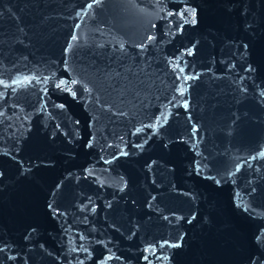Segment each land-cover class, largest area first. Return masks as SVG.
I'll return each instance as SVG.
<instances>
[{
    "label": "water",
    "instance_id": "95a60500",
    "mask_svg": "<svg viewBox=\"0 0 264 264\" xmlns=\"http://www.w3.org/2000/svg\"><path fill=\"white\" fill-rule=\"evenodd\" d=\"M0 264H264V0H0Z\"/></svg>",
    "mask_w": 264,
    "mask_h": 264
}]
</instances>
